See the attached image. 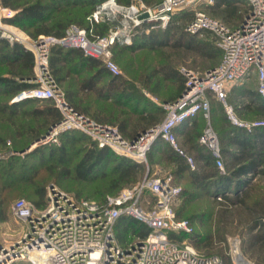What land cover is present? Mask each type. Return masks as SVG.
<instances>
[{"label": "built area", "instance_id": "2783aa9c", "mask_svg": "<svg viewBox=\"0 0 264 264\" xmlns=\"http://www.w3.org/2000/svg\"><path fill=\"white\" fill-rule=\"evenodd\" d=\"M245 2L249 7L248 15L236 28H230L203 12L196 13L194 21L187 26V33L194 36L204 32L215 35L222 52L221 62L204 75L184 70L187 85L183 95L175 103L165 104L166 117L162 123L135 141H127L115 127L80 115L67 103L65 94L49 71L51 47L80 48L87 56L104 60L108 72L118 77L121 71L111 52L114 45H132L139 31L150 34L154 30H164L175 13L197 6H212L214 0H164L156 7L142 1L125 6L116 0H105L88 18V29L72 25L62 39L41 36L36 45H30L28 49L35 54L36 75L33 82L37 87L22 92L14 103L29 99L52 100L62 112L63 120L39 144H47L61 133L79 131L97 141L100 149L109 148L132 160L146 162L147 153L161 139L180 155L186 156L191 169L195 170L194 159L179 148L175 131L191 125L199 114L210 120L212 99L224 105L233 125L250 132L264 128V120L251 124L240 122L233 106L227 103L229 90L246 81L252 73L258 75L259 94L264 98V0ZM13 16V11L1 9L0 40L27 44L28 39L23 41L11 31V27L3 25L5 19ZM104 23L111 27L108 35L101 37L95 33L94 27ZM200 144L211 152L220 172L224 173L220 139L211 124L201 135ZM181 192L180 187L173 185L172 176H147L117 197H108L105 205L77 200L55 187L50 189L48 205L44 209H36L33 204L19 200L11 212L16 221L26 225L27 231L10 245L0 242V264L20 261L30 264H223L219 257L200 255L192 245L185 243L180 246L170 240L168 233L171 232L193 233L188 221L177 218L175 203ZM147 193L155 198V203L152 208L144 209V202L148 207L151 205L145 199ZM123 217L141 221L152 230L151 233L144 240L121 246L115 235V226Z\"/></svg>", "mask_w": 264, "mask_h": 264}, {"label": "rangeland", "instance_id": "374dc122", "mask_svg": "<svg viewBox=\"0 0 264 264\" xmlns=\"http://www.w3.org/2000/svg\"><path fill=\"white\" fill-rule=\"evenodd\" d=\"M28 1L35 2L38 0ZM158 2L159 0H151L150 4L144 3L150 7H156L155 4ZM215 4L216 1L214 0L213 6ZM210 7L212 6L192 7L191 11L193 12L190 13L194 16V11H198L200 8L207 14L215 16ZM244 8L245 6L241 4L240 9L244 11ZM1 9L3 8L0 2V11ZM88 11V8L76 9L78 14H86ZM3 25L11 27V31L19 37L23 33L25 36H22V39H28L27 44L19 41L14 43L18 42L26 49L30 45L37 44L38 40H33L24 31L5 22ZM186 26L187 21H179L173 27L168 25L166 29L157 33L156 42L148 45H134V43L129 46L121 45L122 48H118L115 54V60L118 64L115 63L120 68L121 78L119 87L112 91L108 90V79H104L96 86L98 92H81L79 86L83 81V76L68 75L71 69L74 72L77 70L68 65H60L59 68L62 69L60 77L63 78L64 82L60 85L59 82L56 84L66 98L67 93H71L76 105L82 110H88L86 115L90 117V120L102 123L96 118L103 117L113 123L114 126L112 127L116 129L118 128L114 122L139 121L140 111L143 109L158 116L164 109V99L175 98L181 82L186 81L187 85L184 70L204 75L221 62L222 57L214 45L212 35L207 33L198 37L188 36L186 35ZM125 47H129L131 50L122 53L121 51ZM48 66L50 74L53 75L50 56ZM34 72L36 75V69ZM10 73L11 70L8 66L0 67V77H10L12 76ZM256 88V80L253 78L243 90L256 93ZM255 97L244 92L231 95L230 102L234 107L235 116L240 122L251 124L255 121L264 120V101L257 100ZM15 98L6 95L0 89V241L4 245L12 244L27 231L26 225L15 220L11 210L20 199L35 206V203L40 201L35 197L36 191L44 190L46 192L43 207L35 206L36 209L41 210L48 205L49 191L53 187L80 199L104 203L107 195L119 193L131 186L125 182H120V186L113 190L116 179H118L117 175L114 174V169L117 167L116 162L99 164L95 167L96 173L92 174L88 180H79L75 174V168L85 160L83 157L86 150L84 149H88L94 139L90 137L89 141L79 144L74 149L66 145L67 154L65 156L59 155V151L65 145L64 137H77L79 133L76 131L61 133L55 140L47 144H39L37 140H32L29 135L32 130H37L40 133L45 132L46 129L41 126L42 121L25 118L23 113L43 107L46 104H29L16 107ZM53 104L56 106L55 103ZM213 109L212 121H218L214 127L216 131H219V127L224 125L220 121L227 119V117L216 105ZM223 127L224 133L229 131V127L225 125ZM241 130L240 133H250L246 128H241ZM252 141H255L256 146V150L252 153L260 164L254 174H249L247 179L243 181L235 179L230 180L225 185L219 184L218 181L211 184V188L215 185L222 187L219 188L222 196L233 201H236L239 196L247 194L250 197L249 206H255L256 202H260L264 198V138H254ZM95 142L97 143V141ZM34 143L37 146L26 153L14 151V148H21ZM182 149L187 151L190 156L194 153L197 157L200 156L199 151L192 153L185 147ZM230 150L237 153L236 147H231ZM114 154L116 157L122 156L115 152ZM139 163H144L146 173L149 167L152 175L174 176V166L169 164L166 157L158 153H154L152 162L146 155V162ZM90 165H92L91 162L88 163V166ZM229 165V159H225V172L221 173L222 176L228 174ZM206 171H208L206 164L202 162L199 173L202 174ZM143 177L144 175L139 180ZM175 178L180 187L186 191L175 203L176 209L178 212H182L183 219H190L194 223L195 233L205 238L197 250L200 255L206 257L219 256L222 260L228 257L232 264H238L237 260L239 261L240 258L242 262L239 264H264V250L260 252L249 250L246 247L251 235L260 231V227L252 231L251 222L261 219L264 223V216H255L250 221V212L239 207L229 209L227 205L222 204L221 200L214 198L215 194L207 191V188H196L192 183L193 177L186 176V180ZM223 188L229 190L223 191ZM210 237L213 239L212 242ZM23 263L21 261L17 264Z\"/></svg>", "mask_w": 264, "mask_h": 264}, {"label": "trees", "instance_id": "16d2710c", "mask_svg": "<svg viewBox=\"0 0 264 264\" xmlns=\"http://www.w3.org/2000/svg\"><path fill=\"white\" fill-rule=\"evenodd\" d=\"M27 1L0 0L3 9H8L13 12H16V14L12 18L5 19L4 21L9 25L24 31L33 40H38V38L41 36L62 39L66 36L67 31L72 25H76L82 29H88L89 28L88 18L93 14V12L97 9V7L105 0H38L35 2H30V1L27 2ZM116 1L121 5L128 6L136 0H116ZM142 1L146 2L147 4L151 3V0H142ZM163 1L164 0H159V2L155 4V6H159L160 4H162ZM215 1L216 4L214 6L212 5L210 9L217 17L207 14L204 10L200 8L198 9V11H194V16H192L193 14H191L190 12L193 11H191V8H189L175 13L169 25L173 27L176 26V23H178L179 21H187V26H188L192 21H194L197 12H203L210 18L218 20L219 22L223 23L224 25L230 28H236L243 23L245 17L248 15L249 7L248 4L245 2V0H215ZM241 4L245 6L244 11L240 9ZM78 8L80 9L88 8L89 11L86 14H80V13L78 14L76 12V9ZM232 23L236 25L234 26L230 25ZM110 27H111L110 24L104 23V24L95 25L94 30L97 35L103 37L108 35ZM161 31H163V29L154 30L150 34H147L144 30L139 31L137 36L135 37L134 45L140 44L144 46L152 42H156V35ZM207 33L208 32H204L202 35L194 36L188 34L186 31V35L191 37L203 36L204 34ZM211 35L214 39V45L218 50V52L220 53V56L222 57V52L217 46V37L213 34ZM23 36L25 35L23 34ZM118 48H122L120 44H116L111 48L112 59L114 62H116L115 54ZM128 50L130 51L131 49L129 47H125V49H123L121 52L122 53L127 52ZM49 56H50V66L53 73L52 77L56 81V83L59 82V85L62 82H64L63 78L60 77L62 75V69H60L59 67L60 65H66V66L68 65L71 68L77 69L76 72H74L71 69L68 75L76 74L79 77L83 76L82 77L83 81L79 86V90L83 93L98 92L96 86L100 84L104 79H108V90L112 91L113 89L119 87L121 75L118 77L112 76L108 72L104 60L97 59L92 56H87L85 51L80 48H64L62 46L55 45L51 47ZM3 66H8L11 70L10 74L12 75L10 77L9 76L0 77V89H2L3 93H5L6 95L15 98L16 96L20 95L22 92L29 91L37 87V85L33 82L35 79V72H34L35 56L33 52L26 49L22 44L18 42L11 44L6 39L0 40V67ZM253 78L256 80V84H257L256 93L243 90L245 86L249 84V82ZM185 89H186V81L180 83L176 97L172 99L170 98L164 99V104L175 103L183 95ZM241 90L246 94L249 93L252 96H256L255 98L257 100L261 99L264 101V98H262L259 94V79L256 73H252L246 81L234 85L233 88L229 90L228 98H227V103L229 105L233 106L232 103L230 102L231 95L242 93ZM66 100L67 103L77 113L90 119V117L86 115L88 110H82L78 105H76L74 98H72L71 93H67ZM40 103H44L46 105H44L43 107H38L31 111H25L23 113V116L25 118H32L34 120L42 121L41 126L42 128L46 129L44 133L43 132L40 133L37 130H32L29 135L32 140L33 139L38 140L43 135L47 134V132L50 130L51 127L58 125L64 118L62 112L53 104L54 102L52 100L29 99L22 101L20 103H15V106L16 107L21 105L26 106L29 104H40ZM215 105L217 108L221 109L222 112L226 114L227 119L220 121L224 123L225 126L229 127V131L226 133H224L225 130H223L224 125L219 127V131H216L214 127V124H218L217 123L218 121H212V117L214 113L213 108L215 107ZM165 117H166V110L164 108L160 112V114H158V116L152 115L151 113L148 112H147V116L141 115L139 117V121H150V123L151 121H154L156 123L153 127H156L159 125V123L157 122L163 121ZM96 119L99 122H102L99 124L114 126L112 125L113 123H110L103 117ZM209 124H211V126L213 127L214 131L217 133L220 139L222 157L224 163H225V159H229L230 161V165H229L230 169L228 174H226V176L221 175V172L216 165V160L213 158L211 152L206 147L200 144V137L204 133L205 129L209 126ZM179 129L180 128H177L175 131V134L177 135L178 138L179 148L183 150L187 156H190L187 153V151L182 149L181 145L179 144L178 133L180 131L182 132L185 131L186 140L189 145L188 150L192 151V153L193 151L200 152L199 157L194 155L195 153L192 154V156H190L194 159L196 163V169L192 170L190 164L188 163L187 157L180 155L173 148V146H171L169 143L161 139L158 140L155 143V145H153L151 150L147 153V158H149V161L150 162L153 161L154 153L155 154L158 153L166 157V160L169 162V164L174 166V172H173L174 176L172 177H173V185L176 187H180V185L177 183L175 177H177V179L179 180H184V179L186 180V176H190L194 178L192 183L195 185L196 188H201V189L207 188V191H211L212 194H215V197L213 196L214 198L221 200L222 204L227 205L229 209L238 208V207L241 209H246L248 212L251 213L250 221L255 216H264V198L262 201L256 202L255 206H249L248 201L250 200V197L247 194L243 196H239L236 201H233L230 198L222 196V193L219 189L222 187H218V185H215L216 187L213 186L211 188V184L214 182L216 183V181H218L219 184L222 183V185L223 184L225 185L228 184L230 180L241 179L243 181L247 179V176L249 174H254L255 170L259 168L260 164L257 161L255 155L252 153L253 151L256 150L255 141L252 140L254 138L255 139L264 138V128L254 129L249 134L240 133L242 131L241 128L232 124L225 111L224 105L212 99V112H211L210 120L206 119L203 114H199L190 128L186 130H179ZM76 132L79 133L77 137H64L65 145L64 147H62L61 151H59L58 153L59 155L65 156V154H67V151L65 149L66 145L67 147L74 149L79 144L85 143L91 139L89 136L79 131ZM31 145L32 144H29L28 146L21 148H14V151L17 153H22L23 151H27ZM231 147H236L237 153L231 151L230 150ZM84 150H86V153L83 157L85 160H83L75 168V174L79 180H88L89 177L92 176V174L94 175L96 173L95 170L96 166H98L99 164H105L107 162L109 164L116 162L117 164V167L114 169V174L117 175L118 179H116V183L113 190L117 189L120 186L119 185L120 182H125L126 184H130L131 186H129L128 188H132L135 185L141 183L147 176L150 178H154V177L165 178L171 176V175H165V176L152 175L149 167L146 173L144 163H139L137 161H134L132 159L123 156L116 157L114 151H112L109 148L100 149L94 140L92 141V145L88 146V149L85 148ZM89 162H91L92 165L88 166ZM202 162L206 164V168L208 171L200 174L199 168ZM143 175L144 177L141 180H139ZM180 188L182 192L179 199L186 192L182 187ZM222 190L225 191L229 189L223 188ZM121 192L107 195L104 203L97 201L96 202L99 203L100 205H105L107 203L108 197H117ZM45 196H46V192L44 190L36 191L35 197L40 201L36 202L35 206L43 207ZM71 196H73L77 200H82L80 198H77L75 195H71ZM145 199L148 200L151 203V205L148 207V205L144 202L142 204V208L144 209L152 208V206H154L155 203V198L151 194L147 193ZM84 200H88V199H84ZM175 211L178 220L188 221L190 223V225L193 228V233L186 234L182 232L181 233L171 232L168 233L170 240L180 246H183L185 243L190 244L196 250H198L202 245L203 241L205 240V238L195 233L194 223L190 219H183L182 212L181 211L178 212L176 206H175ZM251 223H252V227H251L252 231L258 229L259 227H260V231H258L254 235H251L246 247L249 250H258L261 252L262 250H264V223L262 222L261 219L255 221L253 220ZM151 231L152 230L147 225H145L144 223L133 217H123L117 222L115 226V235L117 241L121 246H126L129 243L137 240H144L148 237ZM210 241L211 242L213 241L211 237H210ZM222 261L223 264H232L230 258L228 257L224 258Z\"/></svg>", "mask_w": 264, "mask_h": 264}, {"label": "crops", "instance_id": "0c3cea01", "mask_svg": "<svg viewBox=\"0 0 264 264\" xmlns=\"http://www.w3.org/2000/svg\"><path fill=\"white\" fill-rule=\"evenodd\" d=\"M15 14H16V12H14V15ZM140 114L142 116H147V111L143 109V111H140ZM155 123L156 122H154V121H151V123H150V121H120V122H117V123L114 122V124L116 125V127L121 132L122 136L127 141H135V140H137V138L139 137V135H141L142 133H144V132L148 131L149 129H151L155 125ZM157 123L160 124V123H162V121H158ZM191 125H186V126L180 127L179 130H186V129L190 128ZM185 133H186L185 131L184 132L180 131L178 133L179 144L182 147H185L186 149H188V146L189 145H188V142L186 140ZM22 262H24L23 264L28 263L26 261H22ZM17 263H15V264H17ZM28 264H30V263H28Z\"/></svg>", "mask_w": 264, "mask_h": 264}, {"label": "water", "instance_id": "95a60500", "mask_svg": "<svg viewBox=\"0 0 264 264\" xmlns=\"http://www.w3.org/2000/svg\"><path fill=\"white\" fill-rule=\"evenodd\" d=\"M54 127H55V126L51 127L50 130L47 132V134H45V135H43L41 138H39V139L37 140V142H40L41 140H45V139L47 138V136L50 134V132L52 131V129H53ZM34 145H35V143H34L32 146H30V147L28 148L27 151H30ZM27 151H23L22 153H26Z\"/></svg>", "mask_w": 264, "mask_h": 264}, {"label": "bare ground", "instance_id": "6f19581e", "mask_svg": "<svg viewBox=\"0 0 264 264\" xmlns=\"http://www.w3.org/2000/svg\"><path fill=\"white\" fill-rule=\"evenodd\" d=\"M13 29V28H12ZM21 35V37L23 36V34H20ZM18 37H19V35H18ZM20 37V38H21ZM22 39V38H21ZM26 40V38L25 39H23V41H25ZM35 147V146H34ZM239 262H242L240 259H239Z\"/></svg>", "mask_w": 264, "mask_h": 264}]
</instances>
